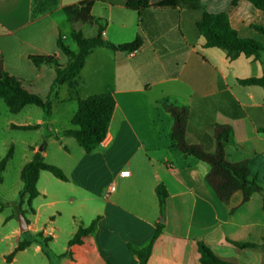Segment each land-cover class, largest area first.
Here are the masks:
<instances>
[{
	"label": "crops",
	"instance_id": "obj_1",
	"mask_svg": "<svg viewBox=\"0 0 264 264\" xmlns=\"http://www.w3.org/2000/svg\"><path fill=\"white\" fill-rule=\"evenodd\" d=\"M81 1L0 0V60L5 71L21 79L29 92L46 99L56 77L55 67L36 66L31 56H52L61 66L68 64V57L57 46L60 35L67 44L62 25L70 24L64 7ZM93 1L97 24L84 26L86 38L94 37L101 28L106 42L121 45L139 36L143 44L132 53L95 48L75 80L58 87L49 120L11 124V128L38 126V132L48 128L55 137H49L41 155L60 167L68 181L46 171L40 173V195L31 201L35 212L29 211L28 196L20 208L28 210L22 213L28 221L25 231L14 219L17 214L5 213L6 206L0 205V247H5L0 250V264H20L31 252L46 260L45 264H52L51 257L59 264H139L129 245L145 247L157 223H163L164 229L148 264H200L199 242L224 261L264 264L263 252L240 249L229 242L264 244L262 194L255 193L244 203L243 193L238 191L229 203L222 202L207 181L211 166L173 147L174 118L164 106L187 108V141L211 153L217 149L216 125L230 126L227 160L246 161L251 179L262 184L264 88L244 85L240 80L264 76V53L259 59L241 55L230 60L224 50L205 46V38L196 27L200 13L158 6L164 0H148L149 7L141 13L126 6L129 0ZM200 2L206 12H226L241 38L264 44V34L254 28H264V11L249 1L238 0L235 6L233 0ZM102 93L114 96L116 108L106 139L88 154L63 133L76 129L72 118L79 99ZM66 110L71 112L70 128H62L60 123L59 116ZM13 150L11 146L8 152ZM29 150L12 196L16 208L24 188L22 170L39 151L33 143ZM53 150L61 155V163L52 160ZM124 171L129 172L127 177L120 176ZM4 183L3 177L0 186ZM112 185L116 190L109 193ZM159 185L168 192L164 217L157 195ZM65 215L71 220L68 230L59 226ZM98 217L96 230L82 244L70 247L69 241L79 228L88 227ZM60 231H67L68 236L61 252L55 253L52 246ZM40 232L52 238L49 256L41 245L32 244L8 259L24 238Z\"/></svg>",
	"mask_w": 264,
	"mask_h": 264
},
{
	"label": "trees",
	"instance_id": "obj_2",
	"mask_svg": "<svg viewBox=\"0 0 264 264\" xmlns=\"http://www.w3.org/2000/svg\"><path fill=\"white\" fill-rule=\"evenodd\" d=\"M57 2V0H55ZM256 8L264 11V0H247ZM56 2L54 3L56 5ZM238 0H233L235 6ZM93 0H84L76 4L64 7V13L67 22L71 26V38L77 46V50H72L66 43L62 35L57 41L58 49L69 59L66 66H61L52 56H31L30 59L36 66L49 65L56 69V77L52 84L50 93L46 99L40 95L29 92L23 85V81L16 76L8 74L3 62L0 60V99L4 101L10 112L17 114L28 105H35L41 108L49 116L53 102L57 97L58 87L64 83L72 82L82 71L87 56L92 50L98 47H105L115 52H135L143 44L142 38L137 37L133 42L121 45H115L106 42L102 38V29L100 28L94 37L86 38L83 34L84 26H93L97 24L96 18L92 15ZM126 6L132 10L141 13L142 10L149 7L148 0H129ZM158 6L171 8L184 7L193 13H200L196 22L198 32L205 38V46L209 48H220L224 50L230 60H235L241 55L259 59L264 53V44L250 38H241L238 32L231 26L229 15L226 12L209 13L202 10L200 0H164ZM260 33L264 34V28L254 26ZM244 85H258L264 88V76L261 78H250L240 80ZM79 107L72 118V125L76 129L65 131L63 134L74 138L78 145L88 154L94 152L106 139L110 122L116 108V100L110 93H102L91 96L87 99H79ZM164 106L174 118L173 132L171 135L173 147L180 150L186 157H193L196 160L204 161L211 166V171L207 175L208 183L215 190L218 198L229 203L232 196L241 191L243 193V202H248L255 193H261L264 201V171L262 176L263 183L260 184L257 179H251L250 169L246 161L232 163L226 158V145L231 137V127L227 125H216L215 137L217 149L215 152H208L201 145L191 144L186 139V121L189 111L185 107H178L164 103ZM20 130H35L38 126H14ZM264 132V129L261 130ZM13 156V151L0 163V184L3 182V173L7 162ZM46 171L62 181H68L65 173L57 166L47 163L41 154L36 153L32 160L27 163L21 173V179L24 182V188L19 194L18 205L21 208L24 199L28 196L29 211L34 213L31 207V201L40 195L37 189L40 173ZM157 195L160 204L161 216H165L166 200L168 192L163 185L157 187ZM0 205L5 203L0 198ZM27 211H23L25 215ZM100 217L95 219L88 227H80L75 236L69 241V246L79 245L84 239L91 235L97 228ZM164 224L157 223L156 231L149 243L136 249L131 244L129 249L138 257L139 264H148L156 241L163 233ZM51 237H44L43 233L29 235L24 238L9 256L11 260L19 251L25 250L32 244H39L43 247L49 256V243ZM234 246L240 249H255L264 253V244L237 243L232 242ZM200 264H235L224 261L214 254V252L203 242H199Z\"/></svg>",
	"mask_w": 264,
	"mask_h": 264
},
{
	"label": "rangeland",
	"instance_id": "obj_3",
	"mask_svg": "<svg viewBox=\"0 0 264 264\" xmlns=\"http://www.w3.org/2000/svg\"><path fill=\"white\" fill-rule=\"evenodd\" d=\"M70 29L71 27L67 23H64L62 25L63 34L67 38V44L71 49L77 50V46L70 36ZM85 35L89 36L88 31L85 33ZM70 113V110H66L65 112L63 111L60 114L59 117L62 128L71 127L68 121ZM38 118L49 120L44 111L37 106H28L21 113L13 114L9 111L4 101L0 99V161L7 155V153H9L8 151L10 150V147H14L13 159L8 164L3 175V177L5 178V183L3 186H0V198L3 196L7 198L5 199V201L1 198L6 206L5 213L14 211V214H17V217L14 219L18 220V222V215L19 213H23V210L20 209V207L16 208V198H12V196H14V192L19 186V168L25 162L26 156H28L31 152V150H29V144L33 143L34 145H37L38 149L43 147L45 150L46 145L48 144L49 137H55V135L51 133L48 128L44 129V131L42 132H38L37 130H20L11 128V124L23 122H30L31 124H35ZM60 135H62V132H60ZM50 148L51 146H49L48 150H50ZM37 153L41 154V152L39 151ZM51 155L52 160L61 163L62 157L58 151L53 150ZM46 161L47 163L50 162L48 159ZM9 202L11 203V205H9ZM25 211H28L27 208L25 209ZM59 226L63 228V230H68L71 227L70 218L66 215L63 216V218H61L60 220ZM67 236V231L59 232V239L57 240L55 245L52 246L53 252H61L63 246L66 244ZM0 250H5L4 245L0 247ZM50 260L52 264L60 263L59 260L54 257H51ZM45 261L46 260H43L40 256H34L31 252L29 258L22 259V262L20 264H45Z\"/></svg>",
	"mask_w": 264,
	"mask_h": 264
},
{
	"label": "water",
	"instance_id": "obj_4",
	"mask_svg": "<svg viewBox=\"0 0 264 264\" xmlns=\"http://www.w3.org/2000/svg\"><path fill=\"white\" fill-rule=\"evenodd\" d=\"M44 151V148L41 147L39 149V152H43ZM18 219H19V226H20V229L22 231H25L28 229V221L26 220L25 216L22 214V213H19L18 215ZM162 222H164V218L162 219Z\"/></svg>",
	"mask_w": 264,
	"mask_h": 264
},
{
	"label": "built area",
	"instance_id": "obj_5",
	"mask_svg": "<svg viewBox=\"0 0 264 264\" xmlns=\"http://www.w3.org/2000/svg\"><path fill=\"white\" fill-rule=\"evenodd\" d=\"M129 175V172L127 171H124L121 173V177H127ZM116 190V187L115 185H112L110 188H109V193H113L114 191Z\"/></svg>",
	"mask_w": 264,
	"mask_h": 264
}]
</instances>
